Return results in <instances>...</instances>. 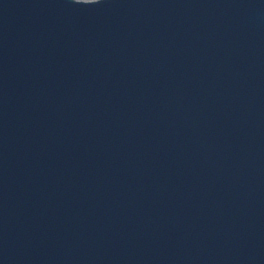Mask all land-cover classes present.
Listing matches in <instances>:
<instances>
[{
    "label": "water",
    "instance_id": "water-1",
    "mask_svg": "<svg viewBox=\"0 0 264 264\" xmlns=\"http://www.w3.org/2000/svg\"><path fill=\"white\" fill-rule=\"evenodd\" d=\"M0 264H264V0H0Z\"/></svg>",
    "mask_w": 264,
    "mask_h": 264
},
{
    "label": "clouds",
    "instance_id": "clouds-1",
    "mask_svg": "<svg viewBox=\"0 0 264 264\" xmlns=\"http://www.w3.org/2000/svg\"><path fill=\"white\" fill-rule=\"evenodd\" d=\"M70 2L75 5H95V4L102 3L103 0H92V2L90 3H82L81 0H70Z\"/></svg>",
    "mask_w": 264,
    "mask_h": 264
}]
</instances>
